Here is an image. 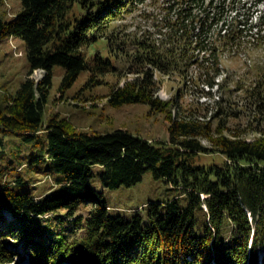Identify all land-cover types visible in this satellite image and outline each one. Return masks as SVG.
<instances>
[{
    "label": "trees",
    "instance_id": "obj_1",
    "mask_svg": "<svg viewBox=\"0 0 264 264\" xmlns=\"http://www.w3.org/2000/svg\"><path fill=\"white\" fill-rule=\"evenodd\" d=\"M137 1L21 0L11 19L0 15V34L23 39L29 61L28 77L0 110V130L23 135L29 143L46 130L48 157L60 174L58 187L39 198L14 187L13 182L25 184L22 175L3 182L8 172L0 170V264L11 262L9 244L15 240L29 250L33 264H260L261 255L264 264V135L248 140L221 128L212 141L223 158L202 161L207 147L199 137L210 133L209 126L174 115L171 101L156 93L155 75L157 69L185 76L195 65L200 76L213 74L206 81L213 87L226 56L245 54L254 62L255 79L240 88L263 112L264 64L255 58L258 47L264 54V15H257L263 1L172 0L159 45L131 42L118 31L116 22ZM56 65L65 68L62 89L84 70L93 86L127 66L135 77L111 86L109 104L144 103L166 113L169 141L127 129L78 130L65 118L45 124ZM37 69L45 72L38 81L31 77ZM96 165L103 167L98 175ZM148 170L181 188L187 205L176 198L163 212L162 203L152 202L148 219L141 212L131 218L111 215L94 178L107 188L132 186ZM84 201L94 205L87 216L79 213Z\"/></svg>",
    "mask_w": 264,
    "mask_h": 264
},
{
    "label": "rangeland",
    "instance_id": "obj_2",
    "mask_svg": "<svg viewBox=\"0 0 264 264\" xmlns=\"http://www.w3.org/2000/svg\"><path fill=\"white\" fill-rule=\"evenodd\" d=\"M172 0H139L133 10L126 13L116 22L117 29L122 36L130 41L144 39L159 45L165 37L164 19L168 14L167 6ZM259 3L257 15H264V0ZM22 8L21 0H3L0 5V15L11 19ZM155 44V43H154ZM134 45L130 46V49ZM107 52V48L99 47ZM92 49V48H91ZM97 47L92 49V52ZM258 51V52H257ZM255 58H260L264 64V54L258 47ZM252 62L247 55L238 57L226 56L223 65L224 73L214 78V86H208L206 81L212 79L213 74L200 76L195 65L187 66V74L178 72L164 74L155 70L158 81L157 95L171 101L172 113L182 118L207 124L209 134L199 137L207 147V153L200 155L202 161H219L223 158L215 149L212 139L218 136V130L233 136L253 140L264 135V111L260 112L246 94L241 85L254 82L255 74ZM121 75L108 73L104 81L91 86L89 70H84L75 83L62 89V79L65 68L56 65L48 87V98L44 111V123L52 117L67 119L76 129L88 132H113L117 129H127L135 135L152 141H169L170 122L164 112L152 111L149 104L127 103L114 107L108 102L111 86L123 85L135 74L127 73L124 66ZM29 61L26 42L14 36L0 34V110H4L9 100L21 87L28 77ZM42 69L31 74L37 81L44 76ZM218 132V133H217ZM209 135L210 137H206ZM0 137H4V145H0V170L8 174L1 178L3 182L13 181L22 175L25 184L14 183L19 191H30L41 198L58 187L55 162L48 157L49 139L46 130L42 131L34 142H27L23 135L15 132L0 130ZM103 167L96 165L94 171L98 175ZM94 186L104 191L105 200L109 205L110 214L131 218L141 212L148 219L149 205L152 202L162 203L165 212L166 204L173 199H179L182 206L188 203L187 196L181 188L168 183L164 178H157L152 170H148L143 180L132 186L107 188L99 176L94 178ZM94 207L92 202H82L79 213L89 215ZM13 249L11 262L6 264H33L31 254L19 240L9 244ZM260 264H263L262 255Z\"/></svg>",
    "mask_w": 264,
    "mask_h": 264
}]
</instances>
